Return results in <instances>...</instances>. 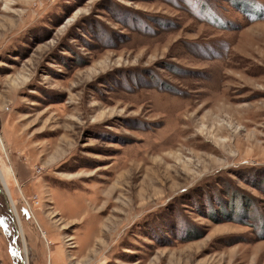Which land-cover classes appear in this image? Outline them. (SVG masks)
Here are the masks:
<instances>
[{
  "label": "rangeland",
  "instance_id": "1",
  "mask_svg": "<svg viewBox=\"0 0 264 264\" xmlns=\"http://www.w3.org/2000/svg\"><path fill=\"white\" fill-rule=\"evenodd\" d=\"M16 246L264 264V0H0V264Z\"/></svg>",
  "mask_w": 264,
  "mask_h": 264
},
{
  "label": "water",
  "instance_id": "2",
  "mask_svg": "<svg viewBox=\"0 0 264 264\" xmlns=\"http://www.w3.org/2000/svg\"><path fill=\"white\" fill-rule=\"evenodd\" d=\"M16 250H17V246H16ZM17 251H18V250H17ZM18 256H19V258H20L22 264H27L26 261H25V259H24L23 256H22V254L18 253Z\"/></svg>",
  "mask_w": 264,
  "mask_h": 264
},
{
  "label": "bare ground",
  "instance_id": "3",
  "mask_svg": "<svg viewBox=\"0 0 264 264\" xmlns=\"http://www.w3.org/2000/svg\"><path fill=\"white\" fill-rule=\"evenodd\" d=\"M178 122H179V121H178ZM4 185H5V183H4ZM5 188H8V186L6 185ZM5 190H6V189H5ZM6 191H7V190H6ZM17 250H18V253L23 254L21 248H20V250H19V248L17 247ZM23 258H24V256H23Z\"/></svg>",
  "mask_w": 264,
  "mask_h": 264
}]
</instances>
